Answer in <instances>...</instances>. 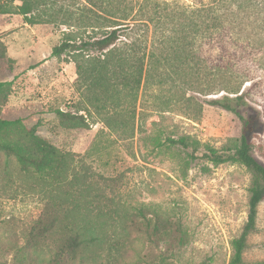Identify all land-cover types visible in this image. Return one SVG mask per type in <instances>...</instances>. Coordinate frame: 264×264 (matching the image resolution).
Instances as JSON below:
<instances>
[{"label":"rangeland","instance_id":"374dc122","mask_svg":"<svg viewBox=\"0 0 264 264\" xmlns=\"http://www.w3.org/2000/svg\"><path fill=\"white\" fill-rule=\"evenodd\" d=\"M88 1L62 0L78 14L84 5L92 7ZM94 1V10L102 15L109 11L110 0ZM210 1L150 3L191 7ZM64 31L69 29L29 25L18 15L0 16V39L7 47V57L0 61V83H4L0 118L21 120L56 147L79 154L83 181L74 189L83 190L85 185L87 190L74 196L95 240L71 264H229L232 242L248 219L252 174L239 163L215 165L202 154L205 145L220 152L238 145L239 119L209 105L207 101L216 96L192 92L190 79L172 71L163 86L156 80L142 88L135 129L122 134L108 129L102 123L105 116L89 106L75 64L52 56ZM201 55L208 57V49ZM249 57V49L240 53L243 61ZM256 79L258 87L249 91L250 101L264 119V77ZM245 87L250 89L251 83ZM58 109L82 110L89 127L63 125L55 113ZM183 136L201 143L198 158L192 159L178 146L156 148L157 139ZM252 143L254 156L264 164V132ZM56 193L0 152V264H53L67 232L60 229L48 239L33 238L45 205ZM72 203L73 199L64 208ZM244 259L264 262V201Z\"/></svg>","mask_w":264,"mask_h":264},{"label":"trees","instance_id":"16d2710c","mask_svg":"<svg viewBox=\"0 0 264 264\" xmlns=\"http://www.w3.org/2000/svg\"><path fill=\"white\" fill-rule=\"evenodd\" d=\"M150 1L110 0L109 11L102 15L92 8L94 0L87 3L93 2L92 7L83 6L81 14L62 0H0V16L18 15L29 25L69 29L63 32L52 56L65 57L75 64L77 80L87 90L89 106L104 115L102 123L116 133L135 129L142 88L153 86L156 80L158 86H163L172 71L190 79L192 92L216 96L207 103L233 113L242 124V133L233 149L220 152L205 145L202 155L215 165L239 163L252 174L248 219L242 234L232 242L229 264H264L244 259L249 236L257 231L259 206L264 201V164L254 156L252 143L254 136L264 132V119L252 106L249 94L258 87L256 78L264 77V0H211L191 7L169 2L152 5ZM206 48L208 57L202 58ZM248 49L250 57L243 61L240 53ZM6 57L7 47L0 39V61ZM247 82L251 83L250 89L245 87ZM81 112L55 111L65 126L89 127L88 117ZM85 112L91 115L92 111ZM172 146L183 148L192 159L198 158L202 147L189 136L156 141L159 149ZM0 152L14 158L24 174L57 190L42 211L43 222L33 240H45L65 230L67 235L52 263L71 264L95 240L78 210V197L74 196L87 190L85 185L83 190L74 189L83 181L78 172L79 154L56 147L21 120L1 118ZM72 199L73 206L65 209L66 202Z\"/></svg>","mask_w":264,"mask_h":264}]
</instances>
